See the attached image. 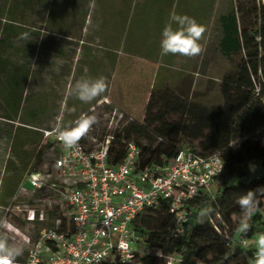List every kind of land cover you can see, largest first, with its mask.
I'll list each match as a JSON object with an SVG mask.
<instances>
[{
  "label": "trees",
  "instance_id": "1",
  "mask_svg": "<svg viewBox=\"0 0 264 264\" xmlns=\"http://www.w3.org/2000/svg\"><path fill=\"white\" fill-rule=\"evenodd\" d=\"M70 2L79 7L83 19L86 15L84 0L35 2L47 10L45 23L49 25V31L61 34L52 30L50 25L65 24L61 12L69 8ZM227 7L225 12L220 11L217 15H213L212 5L209 8L210 17L215 16L221 32V54L228 59L241 56L234 71L222 80L223 106L209 108L182 98L170 87L154 85L143 122L130 121L124 130L112 136L109 148L111 165L124 160L127 141L140 147V165L145 167L175 157L184 139L196 143L195 150L199 154L220 153L224 163V170L214 178L211 191L202 193L190 203V221L182 235L175 234V220L165 202L133 223L142 241L140 245L150 249L143 255L137 253L134 264H166L167 256L175 257L173 264H251L253 249L245 247L243 242L264 233V198H261L258 212L247 221L249 229L246 232L241 230L245 220L234 202L238 195L264 186V173L260 170L264 168V138L256 136L258 131L264 134V3L262 0H227ZM1 13L0 10V17ZM0 40V51L12 46L7 38ZM43 46L41 52L45 54L49 46ZM30 47H23L26 56ZM32 50L34 53V47ZM28 64L27 61L18 63L4 59L0 55V76H4L0 97L4 100L8 120L33 124L42 117L38 107H26L25 92L32 75ZM35 65L40 66V61H35ZM39 134L37 141L33 138L30 142V154L38 150L36 162L40 165L37 169L46 163L44 147H40L42 133ZM245 137L248 138L244 140ZM250 165H255L257 171H251ZM3 193L0 204L7 196L5 189ZM204 207L213 211L200 224L196 215ZM233 215L237 217L235 225ZM25 224V220L19 221L21 227ZM17 260L21 259L18 257Z\"/></svg>",
  "mask_w": 264,
  "mask_h": 264
},
{
  "label": "rangeland",
  "instance_id": "2",
  "mask_svg": "<svg viewBox=\"0 0 264 264\" xmlns=\"http://www.w3.org/2000/svg\"><path fill=\"white\" fill-rule=\"evenodd\" d=\"M107 1L84 0L86 15L82 17L83 19H81L82 15L79 7L70 2L68 4L69 8L61 12V17L66 21L65 24L56 27L50 25L52 30L61 33L59 34L49 31V25L45 23L48 15L47 10L36 5L37 0H0V10L2 12L0 17V39L7 38L12 42L11 47L1 49L0 55L4 59L17 61L18 63L22 61L29 63L28 67L32 75L25 92L27 96L26 107H38L42 117V120L33 124L21 120H8L5 115L4 100L0 97V199L1 195L4 194V189L7 192L5 202L0 204V217H6L32 236L36 235L40 226H51L53 220L61 216V211L57 206H52V209H50L45 201V206H41L33 200L35 197L31 194L19 193L20 184L26 175L40 165L30 154L32 133H38L35 128L42 129L53 125H59L61 128L67 123L75 121L81 114L95 115L98 123L103 125V133L101 135H86L80 140L88 145H93L91 138L100 140L106 134L114 136L117 132L124 130V127L130 121L142 123L145 108L154 89L153 86L160 87L162 83H158V80L167 74L171 75V79H169L171 83H168L170 86L167 85V87L178 90V95L182 98L189 100L191 96V101L209 108L223 106L222 80L228 73L234 71L235 66L241 62V56L239 55L228 59L221 54L219 49L221 32L216 26L215 16H212L209 20L207 46V58L210 65L203 72L208 77L206 92L204 90L198 92L197 90L194 95H188L190 92V83L188 82L191 73H179L182 80L176 83L178 74L172 72L171 67L163 66L155 72L154 64H148V62L143 64L141 57L124 55L122 57L123 66L114 68L111 65L112 57L107 54L104 43L98 36V33L104 31L106 17L104 3ZM26 2H29V4L27 5ZM262 2L264 3V0ZM227 8V0H221L215 6L213 15H217L220 11L225 12ZM169 10L163 13L158 22V33L156 35L159 38V52L162 29L168 22L170 14L173 12L186 14V9L179 3L176 6L169 7ZM186 15L190 16L189 13ZM75 19L76 22H72ZM82 20L85 23L82 24ZM7 25L11 28L5 30L4 27ZM173 26L175 27V25ZM25 32L30 33L33 41L20 38L21 34ZM27 45L29 47L31 45V47L26 56L23 47ZM43 45L49 46V51L45 54L41 52ZM53 58L54 63L51 64ZM169 58V55L159 56L161 62H165ZM35 61H40L41 65L36 66ZM55 61L61 62L59 72L54 71L57 66ZM101 76L106 79L108 87L107 91L96 100L90 103H82L70 94V86L76 80L82 77L95 79ZM0 77L1 88L4 85V76L1 75ZM119 83H139V85L135 89L131 85L127 88H120ZM105 94L108 95L107 98L103 97ZM130 108H134L133 111ZM120 112L124 113L127 118L120 127H117L115 125L117 118L115 113ZM25 117L29 118L28 116ZM256 136L264 138V134L260 131L256 132ZM246 138L248 137H245L244 140ZM42 147H44L45 161L51 162L55 157L54 151H52V148L46 147L44 143ZM181 147H190L196 151V143L190 140L184 139ZM260 170L264 173V168ZM26 186L28 189H32L29 182L26 183ZM39 196L42 197V195ZM26 205L46 208L48 220L42 224H29L26 222L25 226L21 227L19 221L25 220ZM236 219V215H233L234 225ZM136 248L142 250L141 255L146 253L145 245L137 244ZM19 258L21 260L25 259V250Z\"/></svg>",
  "mask_w": 264,
  "mask_h": 264
},
{
  "label": "built area",
  "instance_id": "3",
  "mask_svg": "<svg viewBox=\"0 0 264 264\" xmlns=\"http://www.w3.org/2000/svg\"><path fill=\"white\" fill-rule=\"evenodd\" d=\"M115 115L120 127L127 117L122 112ZM58 128L40 129L44 145L52 148L55 157L30 171L19 193L31 194L41 206L46 202L50 209L57 206L61 216L51 226H40L35 236L8 220L14 226L12 238L25 248V259L16 264H97V254L99 264H134L136 254L142 253L136 245L142 241L133 223L165 202L175 220V234L182 235L190 221V203L210 192L214 178L224 170L220 153L202 155L190 147L161 164L141 167V150L133 141L126 142L124 160L111 165L112 135L91 138L93 145L79 141L74 149H67L56 134ZM103 130L97 122L87 135H101ZM24 212L29 224L48 220L46 208L26 205ZM255 239L243 242L253 249V258ZM145 249L150 252L146 245ZM175 260L165 257L166 264Z\"/></svg>",
  "mask_w": 264,
  "mask_h": 264
},
{
  "label": "crops",
  "instance_id": "4",
  "mask_svg": "<svg viewBox=\"0 0 264 264\" xmlns=\"http://www.w3.org/2000/svg\"><path fill=\"white\" fill-rule=\"evenodd\" d=\"M221 0H108L104 3L106 7L104 31L98 33L99 39L103 40L105 50L112 57L111 65L115 67L123 66L122 57H141L142 63L154 64L155 72L163 66H169L172 72L176 73L177 81L182 77L179 73H191L189 76L190 92L188 95H194L204 90L208 86V77L203 74L208 69L210 62L207 58V46L209 41V20L210 5L215 6ZM182 5L186 9V14L203 25L206 29L203 39L200 41L203 51L196 57L189 58L179 55H169L170 58L161 62L159 59V38L157 37V27L160 17L163 13L170 11L169 7L173 5ZM194 10V11H193ZM63 22V21H62ZM85 23V21L83 22ZM125 67V66H124ZM174 67V68H173ZM156 78V77H155ZM171 75H165L158 83L160 86H170ZM180 79V80H179ZM155 81V80H154ZM154 83V82H151ZM120 88H127L131 85L135 89L139 83H119ZM179 94L178 90H174ZM107 98L108 95L103 96ZM192 97L190 96V101ZM136 102V100L134 99ZM134 108H130L133 111ZM144 116V115H143ZM43 129V128H42ZM38 133H32L33 140L40 138V129L35 128ZM39 134V135H38ZM42 140V138H41ZM43 141H40L42 147ZM38 150H33L31 157L36 160ZM44 157V156H43ZM34 170V169H33Z\"/></svg>",
  "mask_w": 264,
  "mask_h": 264
},
{
  "label": "clouds",
  "instance_id": "5",
  "mask_svg": "<svg viewBox=\"0 0 264 264\" xmlns=\"http://www.w3.org/2000/svg\"><path fill=\"white\" fill-rule=\"evenodd\" d=\"M205 31V27L199 24L195 18L186 14L171 13L161 33V57L170 54L189 58L198 56L203 51L200 41L203 39ZM20 38L33 41L28 32L22 33ZM53 63L54 58L51 64ZM55 63L57 66L54 71L59 72L61 62L55 61ZM107 87L106 79L102 76L95 79L82 77L70 86V94L82 103H90L104 94ZM97 122V116L81 114L75 121L58 128L56 134L65 148L74 149ZM250 170L255 172V165H250ZM261 198H264V186L248 190L235 198L234 202L239 206L245 220L242 231L246 232L249 229L247 221L258 212ZM212 211L207 207L199 209L197 222L204 223L205 219L211 216ZM13 231L14 226L8 219L0 217V264H16L17 258L24 253L23 245L16 242L11 236ZM254 245V258L251 264H264V233L257 235ZM100 259L101 257L97 254L95 257L97 264Z\"/></svg>",
  "mask_w": 264,
  "mask_h": 264
}]
</instances>
